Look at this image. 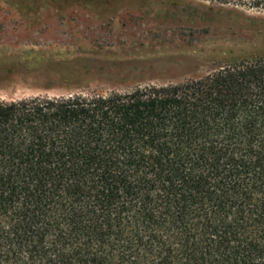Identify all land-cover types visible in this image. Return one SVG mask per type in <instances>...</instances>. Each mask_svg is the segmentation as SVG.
I'll return each mask as SVG.
<instances>
[{"label":"trees","instance_id":"trees-1","mask_svg":"<svg viewBox=\"0 0 264 264\" xmlns=\"http://www.w3.org/2000/svg\"><path fill=\"white\" fill-rule=\"evenodd\" d=\"M0 264H264V56L0 102Z\"/></svg>","mask_w":264,"mask_h":264},{"label":"rangeland","instance_id":"rangeland-1","mask_svg":"<svg viewBox=\"0 0 264 264\" xmlns=\"http://www.w3.org/2000/svg\"><path fill=\"white\" fill-rule=\"evenodd\" d=\"M0 0V102L176 84L264 56V0Z\"/></svg>","mask_w":264,"mask_h":264}]
</instances>
